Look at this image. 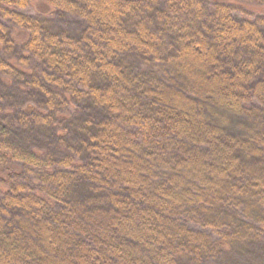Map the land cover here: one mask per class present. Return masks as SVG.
<instances>
[{"label":"trees","instance_id":"1","mask_svg":"<svg viewBox=\"0 0 264 264\" xmlns=\"http://www.w3.org/2000/svg\"><path fill=\"white\" fill-rule=\"evenodd\" d=\"M30 1L0 0V264H264V7Z\"/></svg>","mask_w":264,"mask_h":264},{"label":"rangeland","instance_id":"2","mask_svg":"<svg viewBox=\"0 0 264 264\" xmlns=\"http://www.w3.org/2000/svg\"><path fill=\"white\" fill-rule=\"evenodd\" d=\"M231 5L236 9V14L239 17H245V18H253L262 11L260 9H263V5H257V3H251V4H241L238 2V0H234L230 2ZM258 7L260 9H258ZM45 6L43 5V0H31L25 9V12L35 14L38 13L40 10H44ZM16 36V40L18 42L25 41L27 35L25 32L18 31L14 33Z\"/></svg>","mask_w":264,"mask_h":264}]
</instances>
